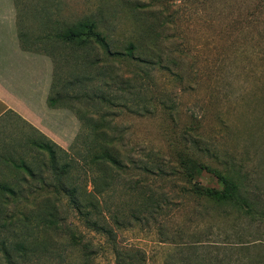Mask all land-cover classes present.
<instances>
[{"label": "rangeland", "instance_id": "rangeland-1", "mask_svg": "<svg viewBox=\"0 0 264 264\" xmlns=\"http://www.w3.org/2000/svg\"><path fill=\"white\" fill-rule=\"evenodd\" d=\"M85 21L106 47L62 41ZM1 87L14 109L0 184L14 195L0 192V264L20 235L38 255L18 264H264V0H0ZM94 131L113 133L119 165L91 162ZM32 140L60 150L56 191ZM182 155L231 175L248 206L189 192Z\"/></svg>", "mask_w": 264, "mask_h": 264}, {"label": "trees", "instance_id": "trees-1", "mask_svg": "<svg viewBox=\"0 0 264 264\" xmlns=\"http://www.w3.org/2000/svg\"><path fill=\"white\" fill-rule=\"evenodd\" d=\"M139 22L140 21H138V23H136L135 26L139 28L138 32H140V35H143L146 33V30L141 26V24H139ZM60 33L59 36L62 39V41L68 42L73 46H77V45L81 46L88 43L89 41H92L94 44L99 45L103 48L107 46L105 36L102 35L100 31L97 30L95 23H93L92 21L78 22L73 27L61 28ZM139 38L138 37L136 38V43L134 39V42H128L126 46L123 48L125 56L128 57L129 59H132V56L134 54L136 55L137 50H139V47L141 46V44H139V40H141L142 37ZM91 98L94 101H98V102H100L99 99L103 100V98L99 96H93ZM103 117H104L103 120H100L99 123L101 122L105 123L107 127V131L108 130L111 131L113 128L111 125V121L110 120L107 121L105 119V115ZM2 118H0V121ZM114 128H117V126L115 125ZM110 131L109 132L94 131L93 137L92 139H90L88 143L90 148H87L89 152L92 153L90 155L92 160L91 162L100 164L103 167H108V166L116 167L117 165H119V155L114 148L115 146L114 143L116 142L114 140V137L112 136L113 133H110ZM31 144L37 151L43 152L47 155L49 161V167L52 170L53 179H54L53 187H55V191H56L59 187H61V179L63 178V175H65V170H66L65 168H63L60 171H58L56 167L57 151L60 150L50 142H37L32 140ZM178 163L180 164L181 176L184 179H187V181L191 184L188 191L191 192L193 195L204 198L213 203H221L237 208H240V206H244V207L248 206L245 202V199L240 194L239 185L235 182L234 178L231 175L210 168L209 166L197 160L196 158L189 156H183V155L178 156ZM11 164L15 168H24V170H26L29 173V175L32 176L30 170L24 167L23 163L19 162L18 164H16L11 162ZM203 173L212 175L217 180L216 181L217 185L216 186L201 185L198 179L201 177ZM0 192L7 193L10 196L14 195V191L12 187L10 186L8 187L7 185H3V184H0ZM67 192H68L67 195L69 197V200L72 203L73 207L75 208V211L78 212L79 216L85 221V224L90 225L89 222L90 219L87 218L88 214L82 213L80 211V207H82L81 204H79L80 206H78L76 200L74 201L73 199H70L73 197L74 191L69 190ZM84 201L86 203L89 202L87 200ZM5 219L6 217L4 215V212H2L0 209V227L5 226L4 222L9 221L8 219L7 220ZM53 224L55 225L54 220L49 219L46 221L44 218H41L39 225H37V229H41V230L45 229V231H49V229H47L49 228L48 226ZM92 224L95 223L93 222ZM69 240L72 246L79 244V238L75 236L73 233L69 234ZM36 245H37L36 243H32L31 245H29L25 235L24 236L20 235L19 239L15 240L14 243L10 245V249H9L10 252L3 250L2 258H4L6 264H16V263L18 264L17 262L18 259L25 260V258L27 257L31 258V257H36L38 255L36 253L38 251ZM82 248L84 249L86 248V246H82ZM66 264H71V263H66Z\"/></svg>", "mask_w": 264, "mask_h": 264}, {"label": "crops", "instance_id": "crops-1", "mask_svg": "<svg viewBox=\"0 0 264 264\" xmlns=\"http://www.w3.org/2000/svg\"><path fill=\"white\" fill-rule=\"evenodd\" d=\"M9 95H7L2 89L0 88V118H2L4 115H6V112L8 110H12V106L10 105L11 99H9ZM14 109V108H13Z\"/></svg>", "mask_w": 264, "mask_h": 264}]
</instances>
